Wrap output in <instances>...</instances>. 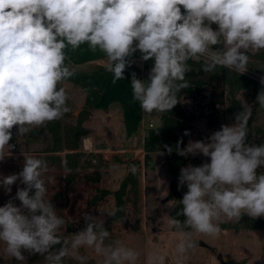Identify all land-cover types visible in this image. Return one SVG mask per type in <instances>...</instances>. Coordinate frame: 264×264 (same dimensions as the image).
I'll return each instance as SVG.
<instances>
[{"label":"clouds","instance_id":"9594fccd","mask_svg":"<svg viewBox=\"0 0 264 264\" xmlns=\"http://www.w3.org/2000/svg\"><path fill=\"white\" fill-rule=\"evenodd\" d=\"M85 44L104 54L113 84L125 79L137 52L141 61L152 60L147 79L132 74V99L145 113H166L191 87L190 60L204 58L209 74L218 67L238 75L248 71L249 53L264 50V0H0V161L15 148L14 127L22 137L70 111L67 82L76 70L67 63V50ZM260 84L255 103L264 109V76ZM251 117L250 105L207 138L176 143L179 156L207 158L180 169L178 187H187L178 213L183 221L163 217L179 234L178 257L196 247L194 234L218 236L222 216L237 222L244 214L264 217V143L249 142ZM129 170L137 171L135 165ZM48 171L46 160L23 154L19 173L0 175L6 193L17 181L23 185L0 206L4 254L20 264L37 254L45 264H64L67 257L85 264L88 257L79 254L85 248L101 264H139L140 253L112 240L101 216L84 212V227L64 235L66 221L47 198ZM144 264H166V257L153 252Z\"/></svg>","mask_w":264,"mask_h":264},{"label":"rangeland","instance_id":"374dc122","mask_svg":"<svg viewBox=\"0 0 264 264\" xmlns=\"http://www.w3.org/2000/svg\"><path fill=\"white\" fill-rule=\"evenodd\" d=\"M69 51L84 56L90 53H101L100 51H91L86 44L81 45L75 51L71 49ZM194 60L200 61L204 58ZM136 73L144 78L145 72L142 67ZM243 75L260 83V78L264 76V60L250 57L248 71ZM220 92H222L223 102L216 105L218 111L214 113L208 102L217 99ZM181 101L186 103L187 110L193 112L194 115L188 141L190 139L193 141L203 140L210 136L212 132L219 130L221 125L233 124L235 115L250 105L252 106V117L248 123V140L250 143L255 142L259 130L264 127V109L254 107L243 89L231 91L229 86L224 85L220 78L211 79V84L196 99L183 97ZM79 112L66 114L68 117L62 119V124L75 123ZM147 116L154 118L156 128L162 125L161 113L153 112ZM93 127V133L102 141L106 140L108 142L111 140L108 137L115 135L113 125L108 123L94 121ZM12 132L13 138L10 143L15 144V148L11 156L4 161H0V175L2 176L19 173L22 170L23 154L39 158L53 155L63 157L66 152L63 146L60 151H47L51 149L52 138L45 126L32 128L29 133L18 138L15 127ZM82 138L79 141L77 152L80 154L79 159H82V164L92 168L91 172L76 176L72 180V176L65 173L63 164L48 163L49 171L45 174L48 189L47 198L55 206L57 214L65 219L66 225L63 233L69 238L73 233L84 227L82 218L84 212L101 216L105 221L109 214L116 211L114 192L120 187L124 177H122V180L120 179L121 181H116L113 184L106 182L108 188L100 184L102 173H98L97 168L104 165V160L95 153H88L83 150ZM91 156L96 157V162L91 161ZM188 157L190 161L183 167L189 164L193 165L194 157ZM195 157L201 164L207 160L202 155ZM155 159L157 162L160 155L157 154ZM105 165L109 166V163L106 162ZM154 166L158 171L157 175L149 177L148 174L145 186H142V183L139 186L134 185V183H131L130 186L127 185L124 196V217L111 220L105 225L110 235H115L117 240H120L124 246L134 248L140 253L139 264H144L145 257L153 252L164 255L166 264H222L218 254H221L225 264H228L229 260L241 264H264V217L256 219L250 217L237 222L235 220L228 221L227 218L222 216V222H219L221 232L218 236L194 234L193 239L196 241V247L190 250L186 257H178L175 252V245L179 240V234L163 218L165 215L170 216V210L175 205V202L167 197L170 174L167 170H164V167H160L159 163ZM141 168L142 164L136 168L138 174L141 170V175L146 174L149 170L148 167L146 169ZM17 187H23V185H20L17 181L12 186L11 193H6L0 187V206H3L15 196ZM178 190L183 195L187 191V187H178ZM19 203L17 200L16 204L19 205ZM199 241L212 246L214 250L199 245ZM79 254L88 257L85 264H101L102 258L90 249L81 248ZM67 259L71 264H80L77 259L72 257H67ZM0 264H20V262L8 258L3 252V245L0 244Z\"/></svg>","mask_w":264,"mask_h":264},{"label":"crops","instance_id":"0c3cea01","mask_svg":"<svg viewBox=\"0 0 264 264\" xmlns=\"http://www.w3.org/2000/svg\"><path fill=\"white\" fill-rule=\"evenodd\" d=\"M67 56V63L76 70L75 75L67 82L69 112L74 114L76 111L83 109L89 111L88 118L83 122V127L86 131L83 138L89 139L92 151L90 153L100 156L104 160V165L106 162L109 163V166L103 165L97 168V172L102 173L100 175V184L108 188L107 183L113 184L120 179L122 180V177L126 175L131 165H135L137 168L138 165L142 164L141 169L149 168L147 173L143 175L140 174L141 170L139 174L136 171L134 185L136 184L137 186L140 183H142V186H145L148 174L149 177L157 175L158 171L154 166L156 163H159L160 167H164V170H167L164 163L165 152H147L144 146L145 143L141 136L142 120L145 117H149L147 116L148 113L143 112L139 104L132 99L130 81L133 73L137 75L136 71L132 69L126 70L125 79L117 81L115 84L112 83V74H110L106 86L100 93L98 102L89 108L88 104L94 96V88L105 74L104 54L102 52L90 53L84 56L83 54L80 55L67 50ZM133 59H136L134 62L136 66H142L139 52L134 54ZM65 115L62 119L68 117ZM151 118L154 119L153 117ZM94 121L113 125L115 135L108 137L111 140L107 142L96 137L93 133ZM143 149H145L146 154L142 153ZM159 152H163L164 155H160V159L156 162L155 158L157 154L159 155ZM64 170L74 180L76 176L91 172L92 168L84 166L80 158L76 167L64 168Z\"/></svg>","mask_w":264,"mask_h":264},{"label":"trees","instance_id":"16d2710c","mask_svg":"<svg viewBox=\"0 0 264 264\" xmlns=\"http://www.w3.org/2000/svg\"><path fill=\"white\" fill-rule=\"evenodd\" d=\"M250 57H255L258 60H264V51L251 54ZM204 60H190L188 63L191 66V71L186 74V79L190 82L191 87L183 89L179 93L180 101L177 105L170 111L166 113H161L162 125L158 126L155 132L145 142V149L147 152L152 151H164L165 159L164 163L167 167V171L170 174L169 189L167 197L175 202L174 207L170 210V216L176 217L183 221L184 217L178 215L181 211L180 200L183 195L178 190V177L180 174V169L186 165L190 160L189 157L179 156L175 151L176 143L182 139L183 143L181 147H184L188 143V136L184 135L185 131L190 132L191 121L194 119L193 112L187 110L186 103L181 101L183 97H189L191 99H196L201 96L203 91L211 84V79L220 78L224 85L229 86L231 91L243 89L249 99L252 101L254 107H259L256 102V96L261 89V84L246 75H238L236 72L218 67L214 73H206L202 69ZM153 61H142V70L145 72L144 78L147 79L149 71L152 67ZM132 64L127 70L138 71L141 68ZM111 73L106 71L102 80L96 84L94 88V96L89 101L88 107L91 108L98 102L100 98V93L106 86V83L109 79ZM138 77L141 78L140 74ZM222 92H220L219 97L215 100H210L208 105L210 109L215 113L218 111L217 104L222 103ZM67 114V113H66ZM89 116V111L87 109L80 110L79 114L76 117L75 123L62 124V118L49 122L45 125V129L49 132L52 138L51 149L47 151L56 152L63 149L66 151L63 157L59 156H48L41 157V159L46 160L48 163H58L63 164L64 161H67L66 168H74L78 165L80 154L77 152L79 148V141L84 137L86 131L83 127V122ZM153 130V131H154ZM256 144L264 143V127L259 130V135L256 137ZM164 145H168L173 148V152L169 155L167 149L164 148ZM64 166V164H63ZM65 167V166H64ZM135 174L130 172L126 173L123 180L120 183V187L114 192L115 202H116V211L109 214L105 219L106 223H109L111 220L117 218H123L125 215V199L124 196L127 191V185L134 183ZM104 225V226H105ZM83 228V227H82ZM81 228V229H82ZM106 228V226H105ZM27 255V254H26ZM28 264H45L44 256L42 255H32L27 258ZM64 264H71L69 259L65 258Z\"/></svg>","mask_w":264,"mask_h":264},{"label":"built area","instance_id":"2783aa9c","mask_svg":"<svg viewBox=\"0 0 264 264\" xmlns=\"http://www.w3.org/2000/svg\"><path fill=\"white\" fill-rule=\"evenodd\" d=\"M156 128V125L154 123V120L152 118H143L142 120V129H141V136L143 139V142L145 143L150 137L152 136L153 130ZM83 144V150L87 151L88 153L91 151V145H86V138L82 139ZM145 146V145H144ZM144 154H146L145 149H143ZM91 161L96 162V157L91 156Z\"/></svg>","mask_w":264,"mask_h":264},{"label":"water","instance_id":"95a60500","mask_svg":"<svg viewBox=\"0 0 264 264\" xmlns=\"http://www.w3.org/2000/svg\"><path fill=\"white\" fill-rule=\"evenodd\" d=\"M193 165L194 166L201 165V163L198 161V159L196 157L193 158ZM247 218H250V217L247 214H244L239 221H243V220H245ZM110 237H111L112 240H117V237L115 235H110ZM198 243H199V245L204 246V247H206V248H208L210 250H214L212 246H210V245H208V244H206V243H204L202 241H199ZM218 258L220 259L222 264H225L223 259H222L221 254H218ZM228 264H241V263L237 262V261H234V260H229Z\"/></svg>","mask_w":264,"mask_h":264},{"label":"bare ground","instance_id":"6f19581e","mask_svg":"<svg viewBox=\"0 0 264 264\" xmlns=\"http://www.w3.org/2000/svg\"><path fill=\"white\" fill-rule=\"evenodd\" d=\"M86 144L89 145V139L88 138L86 139Z\"/></svg>","mask_w":264,"mask_h":264}]
</instances>
